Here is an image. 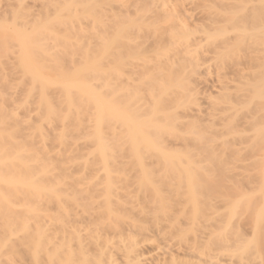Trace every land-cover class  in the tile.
Returning a JSON list of instances; mask_svg holds the SVG:
<instances>
[{
	"label": "rangeland",
	"instance_id": "obj_1",
	"mask_svg": "<svg viewBox=\"0 0 264 264\" xmlns=\"http://www.w3.org/2000/svg\"><path fill=\"white\" fill-rule=\"evenodd\" d=\"M76 3L77 0H0V27L2 28L0 31H4L0 33V115H2V113L4 115L6 114L3 118H0L2 119V122L0 121V146L3 143L13 146L12 142L17 141L20 144L19 148L21 149V154L25 162L32 170H29V172L34 173L31 174V177L34 175L36 179L34 180L35 185L38 184V186L43 185L45 187L50 184V187H57L59 190L58 195H60L58 198L59 201L55 196L58 193H55L57 189L55 192L51 190V194L55 193V197L41 194L43 197L36 198V195H31V197L34 196L32 199V202H34L31 203V200H29V203L32 204L31 207H36L37 204V208L40 209H38L40 212H35L36 214L33 213L36 217L38 213L40 214L39 218L37 217L40 222L37 224V218L34 219L33 217L35 216L32 213L28 214L27 217L30 215L33 216L31 217V221L27 219L28 222H30L29 224H32H28V226H32L29 227V230L31 231L30 228H33V232H36L35 230L42 224L40 228L43 226L44 229L47 228L45 235L48 236L47 234H52V231H54L58 225V218L62 216V208L68 206V210L72 207L73 204H71V200L68 198L71 197V190L75 188L80 192L75 196L76 198L78 197V200L75 198L76 201L79 205L82 204L84 209H86H83V212H98L99 210H97V207H99V205L104 201H110L112 202L113 208L118 210V213H121L117 215L112 214L114 216L120 215L119 217L123 216L125 218L136 219L135 221L141 220L140 223L142 227L146 229L156 228L157 224L161 235L155 234L157 237L153 236L152 239L140 243L137 247L138 253H141L144 258L143 260H145L143 264H153L158 260L160 261L162 259V254L166 255L172 253L173 255L175 254L174 256L178 255L179 257V253H181L180 250L183 249L186 244L185 240L190 237L187 227L189 218V205L187 200L189 195L183 176V169L181 168L187 165L197 170L196 172L192 171L193 174L196 175V182H207L214 186L215 190L212 191V198L218 208H221L222 196L233 192H236V194L238 193L239 196L236 209L230 210V212L229 210L225 211L218 209L216 213L219 216L227 217L228 214L235 213L234 221L237 220L240 224H244L246 221H252V218L255 220L257 213L263 210V220L259 225L264 227V182L261 180L262 177H259V175L257 176V173L255 174L257 169L258 172L264 168V132L255 134L249 129L246 130L244 120L248 117L246 115L249 107L246 109L239 108L235 113H232L225 122L226 125H237L241 131L239 133H226L222 131V136L220 138L212 133L215 129L211 128V131L208 125L205 126L204 124L205 127L203 126V128H196L194 125L192 127L191 122L183 118L185 115L188 116V114L189 116L192 114L194 115L198 108H203V111L206 110V108L207 111H213V108L216 110L227 107V102L221 98L217 99V101L215 100L214 104H212L213 102H209L208 96L204 91H206L205 85L208 87L210 82H214L220 76L221 78L225 77V79L234 77L232 74V65L235 64L238 59L236 61L235 58L233 60L231 57L228 59H219L216 58V56H214L215 53L213 54L212 52H215V46L221 44L225 40H229L230 45L233 38H116L114 43L117 44L118 47L116 48L115 44L112 42L114 44V50H111L108 55L103 57L96 52L98 45L102 47L101 45L104 44V42L107 44L108 41L111 42L110 40L113 38H92V35H88V33H84L88 36L84 37L82 32L83 37L81 38L85 39L82 41L80 39L79 42L78 38L81 36V29L88 28V26L91 27V19L87 17L86 14V17L84 15L78 17L80 12L76 9V7H78L75 5ZM60 19L61 21L63 20L62 22H64V26L66 25L65 27L61 26L63 23H60ZM47 21L48 23H52L51 26L50 24L48 25L49 29L46 31V29L41 26L45 31L41 32V34L38 32L37 35L36 31L38 30L35 28V23L42 25V22L44 23ZM58 23L61 25L59 24L58 26ZM48 26H46V28ZM39 27L38 29H40ZM32 29L36 32V36H31L34 40L33 42L37 40L40 42L39 44L47 48V52L49 50L51 53L56 52V54H53L55 57H51V55L48 56L49 52L48 54L46 53L47 55H43L41 54L42 52L37 51L38 49L34 50L33 48V51L30 49L32 46L29 45L31 41L28 40L26 42V49L24 50L33 52L32 59L28 57V61L32 60L31 63L34 68L28 67L31 66L28 64L27 70L28 73L31 69L33 71L32 73H34L35 69L40 70V72L42 71L45 74L44 80H48V77L46 78L48 75L51 79V81L49 79L50 83L56 74L61 76V73H59L60 70L57 72V70L60 69L58 65L63 68H72V74L82 67L83 64H80L84 63L83 61L86 57L82 56L88 52L87 56L91 55V57L89 56L90 59L88 58L87 60L94 61L96 58L94 62L98 64H94V66L99 65L100 67L98 66L99 70L97 72L92 71L93 73L91 74L84 73L82 75L85 76L87 74V77H82V83L83 81L87 82L84 87L86 89L90 87L92 91L94 90L92 93L96 94L97 92L99 97L101 95V98L104 97L108 101L112 100L115 96L113 99V104L115 106L129 103L130 106H128V110L132 113L135 111L136 107L143 102H145L144 107L149 109L153 103L152 96L154 98H159L165 103L171 93L174 94L178 92L187 94L185 86L183 85L185 82L180 78V75L174 73L179 66L177 67L175 65L173 66L174 68L169 66L172 62H176L175 55H177L182 58V61L185 59L183 63H186L188 59L190 61V57L195 59L193 62H187L188 65L192 64V67H190L191 69H186L185 74L187 79L189 77L190 79L188 80L191 81V85H189L188 89L192 90L197 84L198 94L195 95L193 92H190L191 97L187 96L179 100L180 107L176 112L179 116L183 114L184 116L181 117V119L179 118L178 122L180 125L178 122L175 123V129L178 125L176 130H171L172 128H169L168 131L167 128L165 132L157 134L151 128L146 132L147 137L144 135V140L150 141L151 144H149L148 141L142 142L139 145L136 155L134 153V145H132L131 139L125 135L124 128L120 122H118V119L115 118L116 121H114V118L113 120L108 118L107 113H105L106 111L103 109L102 111L104 112H99L101 115L98 114L99 109L96 108V105H93L94 103H86L85 99L88 100L86 95V98L83 99L85 101L84 104V101L82 103H80V101L78 102L77 99L78 97L81 98V94L80 92L79 94H75L77 90L75 92L73 91L77 97L75 98L77 101V110H74L76 106L73 109L70 107L68 110L69 106L66 107L67 103L63 104V102H65L63 101L64 98L62 100V97L60 98L59 96L61 91L57 88L58 83L56 81L54 82L57 83L56 85L49 88L46 87V90L43 89L45 90L44 92L40 88L42 73L40 75L37 72L40 75V79L34 80L31 76L35 75L31 73V75H28V73H26L27 71H24L25 68L22 69L24 65L21 66V58L24 61L27 55L23 58V51L21 52L20 58L19 54L22 50L20 48L22 47H20L21 45L18 43L20 41H17V38L15 39L14 34L16 31L17 37L27 38L24 32L28 35V32L30 33ZM64 29L72 33H70V36L65 34L66 38H72L70 43L68 41H66L68 43H65V45L68 46L67 49L73 47L71 48L70 54L67 53V49V54L61 51L62 49L64 51V48L60 49V47H63L65 41L62 43V46H60V42L63 40H54L55 38H64V35H62L64 34ZM88 29L90 30V28ZM33 30L31 32H33ZM13 31L14 34L12 33ZM77 31H79L80 35ZM73 32H77L75 34L76 39ZM35 38L38 39L35 40ZM73 38L78 41L74 40L73 42ZM173 40L175 41L173 42ZM79 44L80 47L78 46ZM85 46L88 50L83 54L81 52L85 51ZM95 46L97 47L94 50L93 48ZM89 47H92L94 54L89 51ZM120 48L123 50L120 51ZM75 49L79 50L82 56L79 55L82 58L78 57V52H76L77 54L72 53ZM80 49L82 51H80ZM126 50L129 53H127ZM142 50H146V52ZM72 55H75L74 58ZM71 57L73 58L72 60ZM94 62H92L89 68L92 67ZM195 62L197 63L196 66ZM74 63L81 67L78 69V66L74 65ZM168 68L171 70L169 71ZM192 69H194V73H191ZM65 71H67V69ZM171 71L174 72L172 73ZM44 74L42 76H44ZM218 75L219 77H217ZM58 76L57 78H59ZM138 77H140L142 81L146 79L147 81H149L148 79L157 80L156 78L159 77H162V80L160 79L161 82L156 81L158 84H154L155 87H153L152 91L142 85H135L138 87L126 85L127 79L135 80ZM175 79L177 80L174 81ZM54 80L57 79L55 78ZM58 80H60V78ZM247 80L230 86L236 88L232 93V98L235 99L244 92L241 89L245 90L244 84ZM170 81L173 84L172 86ZM52 84L53 83H51V85ZM60 84L59 82L58 87ZM211 90L213 91V95L217 94L216 90ZM41 91L44 93L42 94ZM73 92L72 95L74 99ZM61 94L63 93L61 92ZM112 95L114 96L112 97ZM82 97H84V95H82ZM43 101L47 103L48 109L50 108L51 110L54 108L53 112H58L54 113L55 115H62V117H58L57 119V116H55L56 118H54L52 111L47 115L48 113L46 114V111L48 109H46V105ZM213 105H215V107H213ZM65 107L69 111L68 114L76 111L77 114L74 112L75 120H73L74 117H71L72 119H67L70 117L69 115L65 116V120H61L65 113ZM71 109L73 110L72 112L70 111ZM119 110L120 109H118V111ZM99 111H101V109ZM150 111L152 110H149V112ZM74 114L72 115L74 116ZM98 115L101 116L102 120L100 118L97 119ZM160 118L161 115L157 114L156 119ZM96 120H98V122ZM187 121L188 123L186 125L185 122ZM14 123L15 125L17 124V130L14 129ZM184 125H186V127ZM216 129L219 130V128ZM174 130L175 132H172ZM141 141L142 140L139 142ZM153 143L156 144L157 149L155 150L148 147L149 145L154 146ZM160 152H166V154L170 152L168 156L174 154L175 158L178 156L180 165L176 161H174L173 164L172 162L170 164L163 162ZM46 159H49L50 162ZM43 163L46 164V168H43L45 165ZM177 169L178 173L176 174L175 170ZM249 173L253 175L251 179ZM254 177L257 178L256 181H254ZM251 180L254 185H252ZM36 181L38 182L36 183ZM45 188H47V186ZM241 188L244 189L245 192L242 190V193ZM5 194H9V192ZM21 194L17 192L16 195L18 199ZM13 195L15 194H12V196ZM64 195L66 197L70 196L66 199ZM22 197H24L23 194ZM199 197L200 195L198 194V199H200ZM80 199L82 202H80ZM64 201L67 202L64 203ZM116 204H118V206ZM70 205L71 207L69 208ZM137 207H144L142 210L144 214L138 215L137 212H139V210ZM16 208L17 210L15 212H20V209H18V207ZM79 208H82V206ZM77 210L79 212V209ZM41 211H44L46 214L41 213ZM60 213L61 216L59 215ZM85 213H83V215L82 212H79V215L81 216L82 214L86 216ZM207 213L209 214V211H207ZM24 214L26 215V213ZM104 219L106 223V218ZM24 220L27 222L26 219ZM35 222H37V228L35 227ZM137 223L140 224L139 222ZM124 227L129 228L126 225H124ZM136 231L137 230H135V232ZM29 234L32 233L30 232ZM263 234L259 233L257 238L252 240L253 243H258V247L262 246L261 248H264ZM18 236L20 235L18 234ZM149 236H151L149 232L144 231L140 234H136L135 238L137 241L142 242L141 240L147 239ZM12 238L11 241L13 240L14 243L17 242V237L15 239ZM165 241H169L171 249L168 250L163 248L160 251H155L157 247L162 248L163 242L165 243ZM118 242L119 238L117 236L111 240V243ZM252 242L245 247V250L242 252L239 251L236 257L242 256L243 258L253 259V261H251L252 263H258L260 261L259 258L257 259L258 247L252 245ZM21 249L22 247L18 246V250L20 251ZM23 250L21 254L4 253L5 255L1 257L0 264H31V260H28L31 258L29 256L31 254H28L27 248L23 247ZM22 254H26L25 257ZM39 254H41L39 259H45L44 252H40ZM180 256L182 255L180 254ZM26 257L27 262L25 261ZM234 259L237 260L236 258ZM244 263H246V261H244Z\"/></svg>",
	"mask_w": 264,
	"mask_h": 264
},
{
	"label": "bare ground",
	"instance_id": "obj_2",
	"mask_svg": "<svg viewBox=\"0 0 264 264\" xmlns=\"http://www.w3.org/2000/svg\"><path fill=\"white\" fill-rule=\"evenodd\" d=\"M75 5L78 6L76 7V9L80 12L79 13L80 15L78 17H81L82 15L85 16L86 14V16L91 19V27L88 26L90 30L87 27L83 28V30L86 31L88 30V31L86 32L81 29L80 32L81 36H79L78 38L77 35L79 42L80 39L81 41L85 39V38L83 39L81 38L83 37V35L84 37L87 36V34L84 33H88V35L91 34L92 38L93 37L113 38L112 40H110L111 42L108 41L107 44H105L104 42V44L101 45L102 47L98 45V49H96L97 46L93 48L94 50L96 49L97 50L96 52H98L103 57L108 55L111 50H114V44H115L114 40H116V38H174V39L233 38L232 43L230 45H229V40H225L221 44L215 46L214 47L215 52L214 51L212 52L213 54L215 53L214 56H216V58L219 59L220 58L228 59L229 57H231L233 58V60L235 58V61L237 59L238 60L236 61L235 64L233 65L231 64L233 69L232 74L234 76L232 78H236V79H232L231 77L225 79V77L221 78V76L219 77L218 75L217 77H219L220 79L217 78V80H215L214 82L213 81L210 82V85L208 87H206L205 85L206 91L204 92L205 94H207L209 102H213L212 104H214L215 100L217 101V99L221 98L224 99L225 102H227V107H223L221 109L215 110L213 108L215 107V105H213L212 107L213 111L212 110L207 111V108L204 111L203 108L202 109L196 108L197 109L196 110L197 112L195 111L196 115L192 114L189 116L188 114V116L186 115L184 116L183 114L179 116V114H177L176 112L177 109L180 107L179 100L181 98H186L187 96L191 97L190 92H193V94L195 95L198 94L197 92L198 86L196 84L192 90L188 89L189 85H191L190 83L191 81L188 80L190 79L189 77L187 79V76L185 74V70L192 67V64L188 65L187 62H191V61L193 62L195 61V59H192L193 57H190L191 58L190 61L188 59V61L186 60V63H183L185 62V59L182 61V58H180V56L175 55L176 62H172L171 65L169 66L171 68H174L173 66L175 65L177 67L179 66L180 69L178 68L176 69L175 72L174 71L173 72L176 73L177 75H180L181 76L180 78L185 82L183 85L185 86V90L187 91V94L178 93V92L177 93L175 92L174 94L171 93L168 96L165 103L162 102V100H160L159 98H154L152 96L153 103L152 106L150 107L151 109L145 108L144 107L145 102H143L138 107H136L135 111L132 112L133 113L132 114L128 110V106H130L129 103H126L127 105L125 104V105L115 106L113 104L114 103L113 99L115 98L114 95H112V97L114 96L112 100L109 99L110 101L102 97L104 99L103 100L101 98V95L99 94L100 95L99 97L96 91L95 92L97 95L92 93L94 90L92 91L90 87L89 89L88 88L86 89L84 87L85 83L87 82L83 81L84 83L83 84L82 77L83 78L87 77L86 76L87 74L85 76L82 75L84 73L91 74L99 70L98 68L99 65L94 66V64H98L97 62L96 63L94 62L96 58L94 61L87 60L88 58L90 59L91 55H89L90 57L87 56L88 48L86 46H85L86 47L85 51H82L80 49V51H82L81 53L83 54L84 52L85 53L87 52L83 56L82 54H80L79 50L75 49L72 52L73 54H77L76 52H78V57L80 58L86 56L85 60L83 61L84 63L80 64V65L83 64L82 67L74 63V65L78 66V69L80 67L81 68L79 70L76 69L77 71H74L71 74L72 68L69 69L68 67L67 68L64 67L65 68L64 69L62 66L58 65L60 69H58L57 72L60 70L59 73H61L60 74L61 76H58L56 74L54 79L56 78L57 80L53 79L51 82L53 84L51 85L50 77L47 75L46 78L48 77V80L47 79L44 80L45 74L42 71L40 72V70L35 69L36 72L34 70V73H32L33 72L32 69L34 67L33 64L31 63L32 60L28 61V57L32 59L31 57L33 52L26 51L24 49H26L27 46L26 42L29 40L31 41L29 45L32 46L30 47V49L32 50L33 48L34 50L38 49L37 51L42 52L41 54L43 55H47L49 52L48 56L51 55V57H55V55L53 56V54H56V52L51 53L49 50L47 52V48L39 44L40 42L36 40L38 38H35L36 41L33 42L34 40L31 37V36H36L35 35L36 32L38 35V32H40L41 34V32L45 31L44 29H46L47 31V29H49L48 25L50 24L51 26L52 23H48V21L44 23L42 22V25L39 24L40 27L37 23H35L36 27L35 26L33 27H35L38 31L34 32L36 29L33 28L35 29V30L32 29L33 32H31L32 30L30 31V33L28 32V35L30 37L26 34V32H24L28 39L20 38V36L17 37L16 36L17 32L15 31L14 34L13 31L12 33L14 34L15 39L17 38L16 40L20 41L18 43H20L21 46L20 45L19 46L22 47L20 48L22 50L20 51L19 56L23 51L24 53L26 52L25 54L22 53V56L24 55L23 58L26 57L27 55V58L26 59L24 58V61L20 56L22 62L21 66L24 65L22 69L25 68L24 71L26 70L27 72L26 71L25 72L28 73L27 68L32 67L28 75L30 73L32 75H35V76H31L33 77L32 79L34 80H39L41 73L42 75L44 74V76L41 75L42 81L40 79V85H41L40 88L44 92L46 90L45 89L46 87L47 88L52 87L53 85H56L57 83L59 84L60 82L61 84L59 85V87L57 84V88H59L63 94H61L60 92L59 96L60 98L62 97V100L64 98L63 101L65 102H63V104L67 103L66 107L69 106L68 110L70 109V107H72L73 109L76 106L77 101L78 102L80 101V103H82L84 101L83 99L87 97L88 100L85 99L86 103L88 104L94 103L93 105H96L97 107L96 106L95 107L97 109L99 110L101 109V111L98 110V114L104 112L102 111L103 109L106 111L105 113H107L108 118L112 120L113 118L118 119V122H120V124L124 128V133H126L125 135L131 139L132 145H134V153L136 155H137V150L139 149V145L145 141L144 135H146V132L148 130L152 128L153 131L156 132L157 134L165 132L167 128L168 131L169 128H172L171 130H173L175 129L174 127L175 123L178 122L179 118L181 119V117L183 116L185 120L188 119L189 122H191L192 127L194 125L196 128L197 127L203 128L205 124V126L206 125L209 126L207 127L210 128V130L211 128L215 129L213 131L211 130L212 133H214L215 135L218 136V138H220L222 136L221 134L222 131L226 133H239L241 131L237 125H230V124L226 125L225 122L229 119L230 115L232 113H235L239 108L246 109L249 107V110L247 109L248 111L246 115L248 117L244 120L246 130L249 129L255 134H261L264 132V0H77V3ZM62 21L60 19V23L61 24L63 23V25H61L60 23H58L57 25L59 26L60 24L61 26H64V22ZM41 26L44 29H42ZM46 26L48 27L46 28ZM38 27L40 29H38ZM1 29L2 28L0 27V30ZM64 30H63L64 34H62L64 35L63 36L64 38H61L59 36L60 38H55V39L53 38V39L58 41L63 40L60 42V46H62V43L65 41L63 43V47H60V49L64 48V51L63 49L61 51L63 53L64 52L66 53V51L68 50L67 53L70 54L71 53L70 51L72 50L71 48L73 47L69 46L70 47L69 50L67 49L68 46L65 45V43L68 42L70 43L72 38H66L65 34L70 36L71 31L67 32L66 29ZM2 31H0V33ZM79 31L77 32L79 33ZM77 32L75 33L73 32V35L75 36ZM75 39L73 38V42ZM174 41L175 40H173V42ZM78 46L80 47V44ZM115 46L116 48L118 47L117 44H115ZM93 49L92 47H89V51L93 52L94 54ZM122 50L123 49L120 48V51ZM29 52L30 54L28 55ZM143 52H146V50H144ZM127 53L129 52L127 51ZM74 56L72 55L73 58ZM72 57L71 60L73 59ZM92 62L94 63L92 67L89 68ZM28 64H30L31 66H28ZM196 65L197 63L195 62V66ZM169 68L168 70L170 71L171 69ZM66 69L67 71L68 70L70 71L67 72L65 71ZM193 71L194 69L191 70V73H194ZM37 74L39 77L37 76ZM57 76L60 78V80H58L59 78H57ZM34 77H36L37 79ZM156 79L157 80L148 79L149 81H147V79L142 81L140 77H138L135 80L127 79L126 85L131 87H134L135 85H142L143 87H147V89L152 91L153 87H155V85L158 84L156 83V81L159 82L160 79L162 80V77ZM176 80L177 79H175L174 81ZM243 80H247L246 83L244 84L245 90L241 89L244 92L237 98L235 99L232 98V93L234 90H236V88L230 86L231 85L234 86L235 84L242 83ZM55 81L57 83H54ZM46 84L51 86H48ZM172 85L173 84L171 83V86ZM211 89L216 90L217 94L213 95L212 94L213 91ZM73 91L77 92L75 94H79V92L81 94L80 95L81 98L78 97L77 101L75 99L77 97L75 96ZM44 92H42V94ZM72 92L74 94L75 101L73 99ZM82 95H84V97H82ZM44 100L47 101L46 99ZM45 101L43 102L45 103ZM85 101L83 102V104L85 103ZM46 104L47 103H45V105ZM45 107L46 109H48L47 105ZM66 107H65L64 116L61 120H65L66 119L65 116L67 115L70 116L67 119H72L74 117L73 120H75V114H77L76 111H74L75 114L74 112L68 114L69 111L67 110ZM53 109L54 108L50 110L49 108L46 111V114L48 113L47 115H49V112L51 113L52 111V114L54 115L53 117L56 118L55 116H57V114L55 115L54 113H58V112H53ZM72 109L70 110L71 112L73 111ZM118 109L120 110L118 111ZM74 110H77V106L75 107ZM149 110L152 111L149 112ZM72 114H74V116ZM157 114L161 115L160 119H156ZM5 115L2 113V115H0V118L1 117L3 118V116ZM100 115L97 116V119L100 118L102 120ZM58 117L61 118L62 115L60 116L58 115L57 119ZM116 119L114 121H116ZM0 121L2 122V119H0ZM96 121L98 122V120ZM187 123L188 121L185 122L186 125ZM186 125L184 126L186 127ZM16 128H17V124L15 125L14 129ZM216 128H219V130ZM175 130L172 132H175ZM140 140L142 141L139 142ZM12 143L13 146L11 144H9L11 145L9 146L8 144L6 145L4 143L0 146V260L1 257H3L5 254H19V253L21 254L23 247H25L28 249V254L29 253L31 254L29 255L31 258L28 259L29 261L31 260V264H143L145 260H143L144 259L142 257L143 255L141 253H138L137 247L140 245V243L149 241V239H152L153 236L155 237L156 236L155 234L158 235L160 234V230L157 224H156V228L146 229L145 227H142L140 223L141 220L135 221L136 219H132L128 217L127 219L123 216L119 217L120 215L114 216L112 214L117 215L121 213L120 212L118 213V210H115L113 208L112 202L110 201H104L101 205H99V207H97V210H99L98 212L94 211L93 213H87L85 211L86 212L85 213L82 211L84 209V206L80 204L82 208H79L81 206L76 201L78 197L76 198L75 196L77 193L80 192H78L75 188L73 189L71 188L72 190L70 192L71 193L70 195L72 198L71 197H70L71 199L68 198L69 200H71L70 201L71 204H73L72 207L70 205L69 208L70 207L71 208L68 210H67L68 206L62 208L63 209V213L61 210L62 216L61 213L59 214L62 218L61 217L58 218L59 221L57 220L58 221L57 227L55 228L54 231H52V234H47L46 232V234L48 235L46 236L45 231L47 228L44 229L43 228L44 226L40 228V225L42 224H40L39 226L37 225L40 222L38 221L40 214L38 213L37 216L38 218L34 214L40 212L39 211L40 209L37 208V204L36 207L34 206L31 207L32 206L31 203L34 202V201L32 202V199L34 198L35 195L36 198L43 197L42 195L54 196V194L57 193L59 190L55 186L51 185L52 187H50V184L49 186L46 185L47 188H45L46 186L44 187L43 185L40 186H38V184L35 185L34 180L36 179L34 178V175L31 177V174L33 172H29V170L31 169L28 167L24 157L21 154V149L19 148L20 144L17 141H13ZM148 143L151 144L150 141H148ZM148 147H151L150 149L153 150L157 149L156 144H154V146L149 145ZM169 153L166 154V152H160V154L162 155L163 162L169 164L172 162L173 164L174 161H176L180 165L178 156H176L175 158L174 157L175 155L173 153H172L173 155L171 154L173 157L170 155L168 156ZM47 161L50 162L49 159ZM45 166L46 164L44 165L43 168L47 167ZM181 168L180 169L183 171L184 180L186 182L185 184L187 185L186 188L188 189L187 191L189 195L187 200V203L189 205V218H188L187 227L189 232L188 235L190 237L189 238L187 237L188 239L185 240L186 244L183 247V249L180 250L181 253L178 252L179 257L181 259L178 257V255L174 256L175 254L173 255L172 253H168L166 255L162 254L161 255L162 259L160 261L158 260L156 263L153 264H246V263L264 264V250H263L264 248H261L262 246L258 247V243L255 244L252 242L254 238H257V235H259V233L261 234L264 233V227L263 226L261 227L259 225L263 220L262 219L263 210L262 211L260 210L257 213L255 220L252 218L253 222L246 221V223L244 224H240V222H237V220L234 221L235 213L228 214L227 217L219 216L216 213L218 209L225 211L229 210V212L230 210L236 209L237 200L239 196L238 193L236 194V192H233L230 194H226L225 196H222L221 208L220 207L218 208L215 205L212 198L213 195L212 191L215 190L214 186L207 182H202V183L196 182L197 181L195 178L196 175L193 174L192 171L196 172L197 170L192 169L190 166L187 165ZM257 170L255 171V174L257 173L256 174L257 176L259 175V177H262L261 180L264 182V178H263L264 168L262 170H259L258 172ZM175 173L176 174L178 173V169L175 170ZM251 176L253 175L250 174V179ZM257 178H255L254 181H256ZM37 182L38 181H36V183ZM252 185H254L253 182ZM242 188H241V192L242 190L243 192H245L244 189ZM51 190H53L52 192L55 191L56 192L51 194ZM7 192H9V194H5ZM17 192L18 194L22 193L24 197H22V194L19 195V199L21 198L19 200L18 196L16 195ZM12 194L15 195L12 196ZM58 194L59 192L55 195L56 199H58L60 196ZM198 194L200 195L199 197L200 199H198ZM31 195L34 196L31 197ZM65 195L64 198L66 197ZM14 196H16L17 198ZM29 200H31V203H29ZM65 202L67 201H64V203ZM80 202H82V200ZM116 205L118 206V204ZM16 207L20 209V212H15L17 210ZM143 208L144 207H137V209L139 210V212H137L138 215L144 214V212L142 211ZM77 209H79V212H82V214L85 213L86 216H83L84 214L83 215L81 214L80 216ZM207 211H209V214L207 213ZM23 212L26 213V215ZM30 213L32 214L34 213L33 215L35 217H33L32 215L27 217V215ZM41 213L46 214L44 213V211H41ZM31 217H33L34 219L37 218L36 220L38 223L35 222V224L36 223L37 224L36 225L34 224L36 228L38 226L37 230H35L36 232H33L34 231L33 228H30L31 231L29 230V227H32V226H28V224L30 223L28 222V220L30 219L31 221ZM104 218H106L107 221L106 223L104 222L105 220ZM24 219L26 220L28 219L27 222ZM137 222H139L140 224H138ZM124 225L128 226L129 228L124 227ZM135 230L137 231L135 232ZM144 231H148L151 236H149L147 239L141 240L142 242L137 241L135 235L140 234ZM30 232L32 234H29ZM18 234L21 237L18 236ZM116 236L119 238V242L111 243V240ZM12 237L14 239L17 237L18 239L17 242L14 243L13 240L11 241ZM251 242L252 245L254 246L256 245V247H258L257 259L259 258L260 260L258 263H252L251 261H253V259L243 258L242 256L236 257L237 253L239 251L242 252L243 250H245V247ZM18 246L22 247L20 251L18 250ZM163 248H166L168 250L171 249V245L169 244V241L167 242L165 241V243L163 242V247L162 248L157 247L155 251L157 250L160 251ZM40 252L45 253L44 255L45 259L44 258L39 259L41 255L39 254ZM180 254L182 256H180ZM234 258H236L237 260H235ZM26 259L27 257L25 258V261ZM244 261H246V263H244Z\"/></svg>",
	"mask_w": 264,
	"mask_h": 264
}]
</instances>
